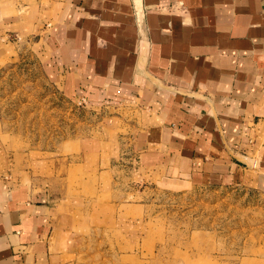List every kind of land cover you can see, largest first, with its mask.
<instances>
[{
  "label": "crops",
  "instance_id": "crops-1",
  "mask_svg": "<svg viewBox=\"0 0 264 264\" xmlns=\"http://www.w3.org/2000/svg\"><path fill=\"white\" fill-rule=\"evenodd\" d=\"M12 36L34 38L45 78L99 123L79 153L0 168V264H69L74 156L106 144L136 150L146 179L264 194V0H0L2 58Z\"/></svg>",
  "mask_w": 264,
  "mask_h": 264
},
{
  "label": "rangeland",
  "instance_id": "rangeland-1",
  "mask_svg": "<svg viewBox=\"0 0 264 264\" xmlns=\"http://www.w3.org/2000/svg\"><path fill=\"white\" fill-rule=\"evenodd\" d=\"M34 43L12 36L10 53H0V168L13 175L20 153H79L99 123L95 109L68 103L45 78ZM113 146L74 156L59 213L69 264H264V194L166 183L160 169L146 179L144 158L139 168L136 150Z\"/></svg>",
  "mask_w": 264,
  "mask_h": 264
}]
</instances>
